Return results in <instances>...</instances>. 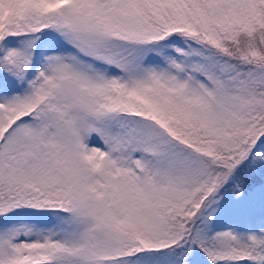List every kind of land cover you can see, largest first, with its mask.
Masks as SVG:
<instances>
[{"label": "snow or ice", "instance_id": "6c2138e0", "mask_svg": "<svg viewBox=\"0 0 264 264\" xmlns=\"http://www.w3.org/2000/svg\"><path fill=\"white\" fill-rule=\"evenodd\" d=\"M0 264H264V0H0Z\"/></svg>", "mask_w": 264, "mask_h": 264}]
</instances>
